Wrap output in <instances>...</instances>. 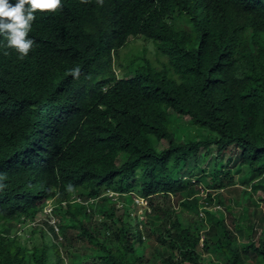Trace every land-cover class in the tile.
<instances>
[{"label": "trees", "instance_id": "trees-1", "mask_svg": "<svg viewBox=\"0 0 264 264\" xmlns=\"http://www.w3.org/2000/svg\"><path fill=\"white\" fill-rule=\"evenodd\" d=\"M29 38L24 59L0 47V264H264V222L233 246L199 196L232 187L233 160L242 194L264 193V0H62ZM136 38L153 56L120 78ZM50 200L59 234L13 236Z\"/></svg>", "mask_w": 264, "mask_h": 264}, {"label": "rangeland", "instance_id": "rangeland-1", "mask_svg": "<svg viewBox=\"0 0 264 264\" xmlns=\"http://www.w3.org/2000/svg\"><path fill=\"white\" fill-rule=\"evenodd\" d=\"M133 39L129 43H127L124 46V49H122L123 56L120 55L117 56L116 62H115V68L117 76L120 78L124 76L128 72L129 62L134 59L137 56H141L143 50L146 48V55L147 57L153 56V50L150 49V47L154 48V45L152 42H145L142 39ZM134 40H137L136 42H133ZM141 47V49H140ZM140 49V50H139ZM131 64V63H130ZM161 148V147H160ZM238 153V152H237ZM235 158V157H234ZM233 158V159H234ZM230 166L227 168L231 171V176L233 180V185L231 187L228 186L227 189H225L223 192L220 191H213L215 193V196L212 198V201H209L208 199H201L202 205L206 207H213L217 204V194L221 195V200L223 204H219L221 206V210L224 211L223 217L225 219L226 224L230 227L229 229L233 232L235 237V244L233 246H239L246 244L249 240H255L257 238V235L259 233L258 228H255L252 224H257L258 221L261 219L262 222H264V193L257 192L256 194L252 195V198L250 199L246 194H242V191L245 189L241 184L240 181L243 179L244 175L246 174V171L248 169L246 166L241 165L238 161H231L228 162ZM111 195V194H110ZM163 198H152L153 202L161 203ZM240 200V204H239ZM253 201L254 204L249 205L251 206L248 210V212H244L243 205L247 206L249 202ZM54 204V203H53ZM240 205V206H239ZM232 207V209L227 212L225 210V207ZM144 210L139 208L138 214L143 215ZM140 219L142 220V216H140ZM204 220L208 222L207 215H204ZM238 227L242 228V234L240 235L238 231L233 228V226L239 222ZM49 222L53 223V219L49 215L39 214L36 216L33 222H25L18 226V228H21L20 231H15L14 235L19 240H24V238H29L31 234L38 236L41 234V229L43 226L42 222ZM138 224V221L136 222ZM207 227V224H206ZM206 227H201V231H205ZM200 262L202 264H223V258L218 254L208 253L200 256Z\"/></svg>", "mask_w": 264, "mask_h": 264}, {"label": "clouds", "instance_id": "clouds-1", "mask_svg": "<svg viewBox=\"0 0 264 264\" xmlns=\"http://www.w3.org/2000/svg\"><path fill=\"white\" fill-rule=\"evenodd\" d=\"M61 3L62 0H0V47L13 49L20 59H24L26 56H28L30 50L33 48L35 44V41L32 38H29V32L32 29L33 22L37 18V13L55 12L57 9L60 8ZM137 40H134L133 42H136ZM122 49H124V47L121 48L116 53L115 62L118 55H120L121 57L123 56V54H121ZM114 70H115V63H114ZM79 73H80V68L77 66L70 69L68 74H70L73 78H77L79 76ZM200 134L207 136L209 135V132L202 131L200 132ZM3 178H5L4 174L0 173V179ZM2 187L3 186L0 185V188ZM243 187L245 188V186ZM247 189L250 190L251 188L248 187ZM105 195L112 198L117 196L116 193H112V192H107ZM199 196L201 197V199L202 198L206 199L205 191L201 190ZM214 196L215 193H213V197ZM133 197L134 198L132 199L134 201V205L136 209L139 210V208H141L142 210L144 211L147 210L149 212L148 199H144L136 196ZM79 201L80 199H77V202ZM53 203H54L53 200L48 201L39 214L51 216L53 219V223L50 224L55 228V218L52 216V212L55 207ZM83 204L87 205L88 203H83ZM207 210L219 211L222 215L224 214V211L221 210V206L218 204L214 205L211 208L207 207ZM139 216H142L143 219V215H139ZM199 216L201 218H204V213L200 212ZM33 221H26V222H33ZM20 230L21 228H18L17 231ZM55 232L59 234L57 228H55ZM31 236L32 234L29 236V238H24V240H30Z\"/></svg>", "mask_w": 264, "mask_h": 264}]
</instances>
